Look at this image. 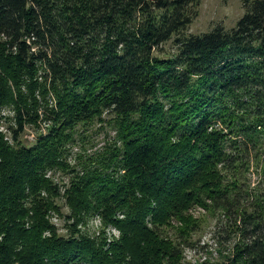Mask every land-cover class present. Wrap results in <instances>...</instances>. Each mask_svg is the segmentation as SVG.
Instances as JSON below:
<instances>
[{"label":"trees","instance_id":"16d2710c","mask_svg":"<svg viewBox=\"0 0 264 264\" xmlns=\"http://www.w3.org/2000/svg\"><path fill=\"white\" fill-rule=\"evenodd\" d=\"M199 1L0 0V264H181L191 206L231 246L203 264H264V0L187 35ZM103 116L115 141L69 167L74 128ZM93 216L119 239L79 234Z\"/></svg>","mask_w":264,"mask_h":264},{"label":"rangeland","instance_id":"374dc122","mask_svg":"<svg viewBox=\"0 0 264 264\" xmlns=\"http://www.w3.org/2000/svg\"><path fill=\"white\" fill-rule=\"evenodd\" d=\"M241 0H200L196 9V16L188 26L185 34L198 35L203 34L216 26H221L225 30L233 28L242 16ZM169 45L167 44L164 51L167 52ZM49 105L53 103L52 99L47 96ZM8 121L5 124H11L12 114L8 108L2 109ZM104 118V116H103ZM108 118H104L106 122H92L88 125L77 124L73 130L75 141L67 152L66 162L69 167H74L78 171V160L82 155H94L100 153L106 144L110 145L115 141V125L107 122ZM36 128H27L22 136V140L27 143H33L38 134H42L49 126L48 121L40 122ZM254 160L250 164L247 172L243 173V177L247 179L250 189L257 186L261 180L260 167L255 166ZM224 175V174H223ZM51 177V175H50ZM66 175L61 171H57L52 175L51 180L54 184L61 186L67 182ZM227 180V178H226ZM65 185V184H64ZM62 191V189H61ZM57 202L62 206V215H69L70 211L64 206V199H59ZM189 215L197 221L198 229L195 232L187 233L191 247H185L182 250L181 264H203L213 263L221 259L223 255L230 252L231 246L225 244L224 236L217 231V228L225 225L224 219L219 213L207 211L196 206L189 207ZM49 222L57 229V233L63 235L66 233L64 227L65 220L58 215H52ZM71 221H68L70 224ZM178 226L176 222H172V226ZM79 234L88 238H96L101 236L106 239V243L115 242L119 239V234L109 225H103L97 216L83 219L76 227ZM173 232L170 231V238ZM222 255L220 256V253Z\"/></svg>","mask_w":264,"mask_h":264},{"label":"built area","instance_id":"2783aa9c","mask_svg":"<svg viewBox=\"0 0 264 264\" xmlns=\"http://www.w3.org/2000/svg\"><path fill=\"white\" fill-rule=\"evenodd\" d=\"M115 232H117V231H115ZM117 235H118V233H117Z\"/></svg>","mask_w":264,"mask_h":264}]
</instances>
